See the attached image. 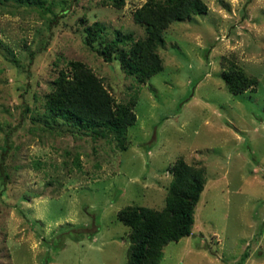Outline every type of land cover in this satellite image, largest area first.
<instances>
[{
    "label": "rangeland",
    "instance_id": "1",
    "mask_svg": "<svg viewBox=\"0 0 264 264\" xmlns=\"http://www.w3.org/2000/svg\"><path fill=\"white\" fill-rule=\"evenodd\" d=\"M145 1L0 0V264H126L117 212L162 208L179 157L203 163L207 182L190 235L159 264H264V0H202L206 12L168 25L163 69L139 85L85 45L83 27L140 37ZM68 61L115 101L135 97L126 149L47 120L44 95ZM230 63L256 88L229 93Z\"/></svg>",
    "mask_w": 264,
    "mask_h": 264
},
{
    "label": "trees",
    "instance_id": "2",
    "mask_svg": "<svg viewBox=\"0 0 264 264\" xmlns=\"http://www.w3.org/2000/svg\"><path fill=\"white\" fill-rule=\"evenodd\" d=\"M99 1L115 8L124 2ZM204 12L206 5L202 0H146L132 16L143 28L142 36L113 30L112 37L107 38V28L94 21L83 27V42L104 61L118 60L125 74L141 85L163 69L159 48L164 44L168 25ZM222 79L231 94L254 89L258 83L255 75L246 74L235 63L223 68ZM44 97L47 120L55 122L61 118L94 136H110L117 148L126 149L127 128L136 120L135 97L115 101L101 78L83 63L68 61L66 69H60L50 82ZM168 170L171 180L162 208L126 205L117 212V219L129 229L126 264H159L167 243L191 233L196 205L207 182L205 166L179 157Z\"/></svg>",
    "mask_w": 264,
    "mask_h": 264
}]
</instances>
